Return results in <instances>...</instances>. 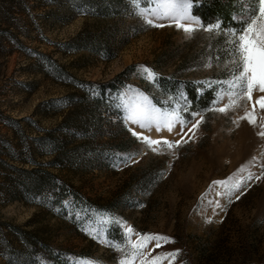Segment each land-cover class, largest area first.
<instances>
[{
  "label": "rangeland",
  "instance_id": "1",
  "mask_svg": "<svg viewBox=\"0 0 264 264\" xmlns=\"http://www.w3.org/2000/svg\"><path fill=\"white\" fill-rule=\"evenodd\" d=\"M213 1L193 5L203 24L223 19L209 13ZM220 1L229 5L224 26L231 27L246 0ZM221 31L185 34L174 26H144L130 0H0V264H54L44 248L27 252L24 240L32 236L58 261L118 264L106 242L121 239L117 224L104 223L103 239L83 231L89 222L96 228L110 218L171 236L172 242L152 251L180 249L173 264H264V176L246 181L251 187L237 190L232 203L216 196L219 186L209 188L241 165L238 175H260L261 129L232 122L244 106L228 115L204 113L196 139L173 159L136 141L113 103L131 86L158 107L178 93L190 111L211 106L232 69ZM137 64L150 67L155 78L138 74ZM205 91L209 95L195 104ZM133 152L135 163L121 162ZM44 168L85 204L47 190L23 196L26 172Z\"/></svg>",
  "mask_w": 264,
  "mask_h": 264
},
{
  "label": "snow or ice",
  "instance_id": "2",
  "mask_svg": "<svg viewBox=\"0 0 264 264\" xmlns=\"http://www.w3.org/2000/svg\"><path fill=\"white\" fill-rule=\"evenodd\" d=\"M130 2L133 14L142 20L144 26L153 28L174 26L185 34H193L197 30L211 32L223 29L221 35L226 38L230 48L232 64L230 79L222 84L221 90L217 91L211 106L200 111H190L183 93L170 98L167 107H158L143 92L126 86L127 91H119L113 103L122 113L120 118L131 136L151 152L175 159L180 147L196 139L198 129L206 121L204 113L216 112L228 115L230 110L243 105V114L237 115L232 122L235 124L237 121H246L253 127H259L261 130L256 134L264 138V115L258 117L256 111L259 108L264 113V0H246L240 13L232 17L231 27L224 26L219 20L203 24L201 18L192 12L196 0H130ZM136 68L138 74L147 79L153 80L156 76L147 65L137 64ZM188 115L191 116V120L188 119ZM130 125H138L140 130ZM143 130L159 135L154 137ZM165 131L172 134L173 138L163 135ZM133 155L137 153L123 154L121 162L135 163L132 160ZM117 159H120L119 155ZM242 171L244 165L237 169V173L230 174L225 179L211 181L209 188L219 186L216 196L232 203L237 190L243 188V191H247L251 187L246 181L259 180L264 176V163L261 164L258 176L254 177L252 173L238 175ZM165 174L162 169L161 177ZM235 199L239 200L240 196H235ZM215 207L221 208L219 200L215 201ZM207 219L210 220L211 217ZM104 223H115L122 229L119 241H106L118 253V264H163L165 260L167 264H173L180 253V249L153 253L154 248H161L162 245L172 242L173 238L160 232L137 231L132 225L119 218L101 221L96 228H92L89 222V227H85L83 231L89 235L95 233L94 239H103ZM77 264L81 262L77 261ZM82 264H96V262L84 259Z\"/></svg>",
  "mask_w": 264,
  "mask_h": 264
},
{
  "label": "trees",
  "instance_id": "3",
  "mask_svg": "<svg viewBox=\"0 0 264 264\" xmlns=\"http://www.w3.org/2000/svg\"><path fill=\"white\" fill-rule=\"evenodd\" d=\"M229 5L225 2H222L220 0H215L210 4V11L209 13L222 16V23L223 25L229 20ZM198 9V12L200 9ZM202 17H206L204 13H200ZM105 90H102L103 95H105ZM192 97H194V94H191ZM209 95L208 91L204 92L203 98H200L198 102H195V104L202 103L205 98ZM95 106H98L101 103L100 98L96 97L94 99ZM26 178L22 182L21 186V193L23 196L28 197L30 195H38L43 193L44 191H50L52 194L55 195L56 198H64L66 196H70L71 202H74L75 205H83L85 202H83L82 195L76 192L72 186L67 184L64 181H60L56 174L53 173L49 169H37L33 171L26 172ZM58 201V200H57ZM24 244L28 249V253L32 254L35 252L38 248H44L49 251L48 257L53 260L54 264H71L68 260H59L58 256H56L52 251V249L49 248V246L42 242V240L37 236L32 237H26L24 240Z\"/></svg>",
  "mask_w": 264,
  "mask_h": 264
}]
</instances>
